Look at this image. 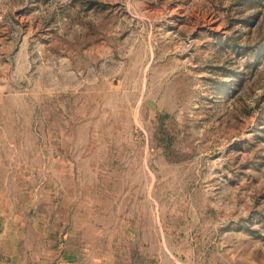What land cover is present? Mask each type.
Masks as SVG:
<instances>
[{
	"label": "rangeland",
	"instance_id": "374dc122",
	"mask_svg": "<svg viewBox=\"0 0 264 264\" xmlns=\"http://www.w3.org/2000/svg\"><path fill=\"white\" fill-rule=\"evenodd\" d=\"M0 264H264V0H0Z\"/></svg>",
	"mask_w": 264,
	"mask_h": 264
}]
</instances>
